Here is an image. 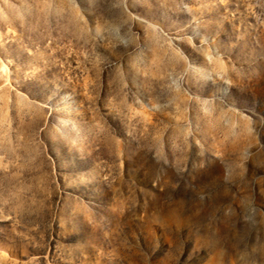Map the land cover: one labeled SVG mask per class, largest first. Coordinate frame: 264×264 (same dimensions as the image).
Here are the masks:
<instances>
[{
	"label": "rangeland",
	"instance_id": "rangeland-1",
	"mask_svg": "<svg viewBox=\"0 0 264 264\" xmlns=\"http://www.w3.org/2000/svg\"><path fill=\"white\" fill-rule=\"evenodd\" d=\"M0 264H264V0H0Z\"/></svg>",
	"mask_w": 264,
	"mask_h": 264
}]
</instances>
